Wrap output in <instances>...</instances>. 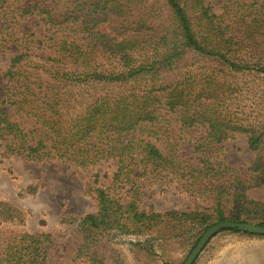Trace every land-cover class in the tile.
Masks as SVG:
<instances>
[{
  "label": "trees",
  "instance_id": "obj_1",
  "mask_svg": "<svg viewBox=\"0 0 264 264\" xmlns=\"http://www.w3.org/2000/svg\"><path fill=\"white\" fill-rule=\"evenodd\" d=\"M0 13L18 49L1 74L3 152L77 168L116 162L110 184L93 188L96 209L62 219L78 230L75 257L108 264L97 246L109 231L156 240L198 228L194 246L217 222L264 226V202L246 195L264 186V0H222L218 14L205 0H0ZM27 15L45 32L21 31ZM236 134L248 164L225 161ZM141 180L208 206L141 208ZM16 217L0 201V222ZM11 232L0 264L48 263L49 234Z\"/></svg>",
  "mask_w": 264,
  "mask_h": 264
},
{
  "label": "rangeland",
  "instance_id": "obj_2",
  "mask_svg": "<svg viewBox=\"0 0 264 264\" xmlns=\"http://www.w3.org/2000/svg\"><path fill=\"white\" fill-rule=\"evenodd\" d=\"M216 14L221 11L222 0H205ZM23 32L36 36L45 27L35 15H27L19 23ZM3 17L0 13V94L3 92L2 71L10 58L18 52L17 46L3 39ZM10 29H7L9 32ZM12 113V108L5 107ZM188 155L191 148L183 146ZM223 156L230 165L248 164L253 159L244 134H236L223 144ZM116 169L112 160L77 168L64 162H35L15 155H7L0 147V201L8 203L19 213L13 221L0 222V237L11 230L29 233L44 232L52 239L47 264H91L86 255L75 257L80 241L76 225L63 223V218H78L96 209L93 188L107 187ZM141 208L156 211L186 210L196 205L208 206L202 198L178 192L164 181H140ZM32 187L34 192H29ZM122 192V191H120ZM247 197L264 202V186L247 191ZM256 224V223H255ZM206 230V229H205ZM204 230V231H205ZM203 231V232H204ZM194 228L185 237L150 240L146 236H125L116 231L106 233V243L97 246L108 256V264L118 258L121 264H182L199 234ZM244 232L221 230L215 234L193 264H264V236H250ZM203 234V233H202ZM106 244V245H105ZM103 248V249H102Z\"/></svg>",
  "mask_w": 264,
  "mask_h": 264
},
{
  "label": "water",
  "instance_id": "obj_3",
  "mask_svg": "<svg viewBox=\"0 0 264 264\" xmlns=\"http://www.w3.org/2000/svg\"><path fill=\"white\" fill-rule=\"evenodd\" d=\"M223 229H235L239 232L264 235V226L252 222L222 221L214 223L203 232L200 239L198 240L196 245L193 246L182 264H193V262L196 260L197 256L200 254L209 240Z\"/></svg>",
  "mask_w": 264,
  "mask_h": 264
}]
</instances>
